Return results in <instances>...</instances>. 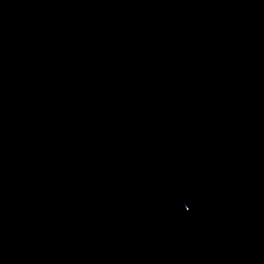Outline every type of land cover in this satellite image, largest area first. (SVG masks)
<instances>
[{
	"label": "water",
	"instance_id": "95a60500",
	"mask_svg": "<svg viewBox=\"0 0 264 264\" xmlns=\"http://www.w3.org/2000/svg\"><path fill=\"white\" fill-rule=\"evenodd\" d=\"M0 264H264V0H0Z\"/></svg>",
	"mask_w": 264,
	"mask_h": 264
}]
</instances>
